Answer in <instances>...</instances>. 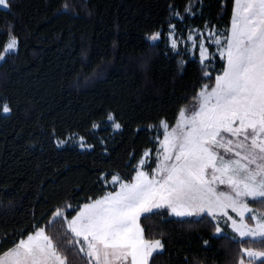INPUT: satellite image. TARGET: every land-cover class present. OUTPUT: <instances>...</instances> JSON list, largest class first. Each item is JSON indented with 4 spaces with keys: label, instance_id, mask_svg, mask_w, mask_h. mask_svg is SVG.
I'll list each match as a JSON object with an SVG mask.
<instances>
[{
    "label": "trees",
    "instance_id": "1",
    "mask_svg": "<svg viewBox=\"0 0 264 264\" xmlns=\"http://www.w3.org/2000/svg\"><path fill=\"white\" fill-rule=\"evenodd\" d=\"M65 2L71 9L61 14ZM192 2L195 15L185 13L190 0H11L10 11L0 8V51L10 30L19 39L18 51L0 62V253L38 224L66 251L68 264H86L68 245L75 238L63 221L48 225L52 210L71 204L70 219L89 197L113 190V174L129 180L144 151H155L160 120L173 125L222 69L217 56L202 66L168 44L169 23L179 34L205 24L229 27L233 0ZM169 5L180 16L170 15ZM156 31L160 39L148 41ZM109 113L121 129L106 125ZM73 134L91 147L57 145ZM153 165L152 156L146 168ZM250 206L264 212L262 204ZM157 211L138 221L145 239L163 244L149 264H238L241 247L264 250L215 235L207 215Z\"/></svg>",
    "mask_w": 264,
    "mask_h": 264
},
{
    "label": "snow or ice",
    "instance_id": "2",
    "mask_svg": "<svg viewBox=\"0 0 264 264\" xmlns=\"http://www.w3.org/2000/svg\"><path fill=\"white\" fill-rule=\"evenodd\" d=\"M195 2L202 5V0ZM11 6V0H0V8L10 11ZM194 7L190 0L185 13L195 15ZM173 8L169 5L170 15L180 16ZM70 9L65 2L61 14ZM214 27L205 24L208 36H200V63L205 66V61L211 63L218 54L222 69L214 84H205L196 92L191 109L180 108L171 129L166 120H160L163 139L157 137L156 166L143 170L149 157L145 151L129 180L113 174V190L95 199L89 197L78 210L72 209L75 215L71 219V204L52 210L48 225L63 221L75 238L68 245L78 248L77 255L86 257V264H149V257L163 249V244L160 239H145L138 221L143 214H159L154 210L161 209L175 217L203 219L206 214L214 222L216 235L223 234L220 217H224L234 242L243 244L248 239L264 244V213L250 207V201L264 205V0H233L230 27L223 32ZM195 31L190 30L188 36L194 47L191 33ZM174 32L175 25L169 23L168 39L175 51ZM160 37L161 32L156 31L147 39L155 42ZM213 45L216 52L209 51ZM18 46L19 39L10 30L0 61L15 54ZM204 77L211 79L208 71ZM2 111L9 113V106L4 104ZM107 120L114 129H121L112 113ZM92 127L99 125L93 123ZM80 141L84 147V138ZM101 179L107 181V175L102 174ZM33 227L26 238L0 253V264H68L66 251L60 250L46 227ZM240 252L238 264H264V250L241 247Z\"/></svg>",
    "mask_w": 264,
    "mask_h": 264
},
{
    "label": "rangeland",
    "instance_id": "3",
    "mask_svg": "<svg viewBox=\"0 0 264 264\" xmlns=\"http://www.w3.org/2000/svg\"><path fill=\"white\" fill-rule=\"evenodd\" d=\"M2 9V8H1ZM209 27V26H208ZM229 27H230V25H229ZM209 28H212V27H209ZM196 30L195 32H192L191 34L193 35V37H194V39H195V47L193 46V42L192 41H188V36H189V34H190V30ZM226 29V28H225ZM225 29H223V30H216L215 28H214V30L215 31H217V32H223ZM201 35H203V36H205V37H207L208 36V29L207 28H203V29H198V28H190V29H188V30H186L185 32H184V34H179L178 32H174V36H175V39L178 41V48L176 49V51H181L182 53H186V54H188L189 56H191V57H197L199 60H200V54H199V43H200V36ZM168 37H169V32H167V34H166V38H167V41H168V44H169V46H170V41H169V39H168ZM205 43H206V45H207V41H205ZM209 51L210 52H216V48H215V46L213 45V46H211L210 48H209ZM219 59H220V57H219V55L217 54L216 55ZM215 56V57H216ZM215 59V58H214ZM214 59L212 60V61H214ZM0 62H2V61H0ZM207 62H209V61H205V63H207ZM215 83V82H214ZM210 90V89H209ZM195 102H191V103H189L187 106H184V107H187L188 109H191L192 108V106H193V104H194ZM116 121V120H115ZM117 122V121H116ZM106 125L107 126H109L113 131H116L117 129H114L113 128V126H112V122H110V121H108L107 119H106ZM173 125H175V123L173 124ZM173 125H171V126H173ZM171 126H170V129H171ZM95 129H97V128H95ZM169 129V130H170ZM159 131H160V136L158 137L159 138V140H162L163 139V129L159 126ZM80 138H81V136H79V135H77V134H73V135H70V136H68V137H66L64 140H57V145L58 146H65V145H67V144H69V145H75V146H77L78 148H80V149H89L90 147V145H88V144H86V142H85V140H84V147H81V141H80ZM159 140L158 139H156V141H157V146H156V149L159 147ZM59 141H64V143L63 144H60L59 143ZM156 149H155V151L154 152H152L151 150H146V151H149V157L148 158H146V164H145V166H144V169L143 170H145V171H150V170H148L146 167H147V165H148V163L150 162V160H151V157L153 156V158H154V165H153V167L152 168H154L155 166H156V156H157V152H156ZM145 152V151H144ZM144 154V153H143ZM142 157H143V155H142ZM140 159H141V157H140ZM139 159V160H140ZM138 160V161H139ZM138 163V162H137ZM137 165V164H136ZM108 185H110L112 188H113V186H112V184H111V179L108 181ZM117 187H118V185H117ZM221 187V190H224V191H227V189L224 187V186H220ZM112 191V190H111ZM251 207V206H250ZM254 209V208H253ZM161 210H164V209H161ZM256 210V209H255ZM155 211V210H154ZM258 213H264V212H261V211H259V210H256ZM228 212H229V214L230 215H232L233 217H235V213H232L231 212V210L229 209L228 210ZM203 216L204 215H206V214H202ZM172 217H175V216H172ZM191 217H199V216H191ZM176 218H183V217H176ZM211 218V217H210ZM71 219V218H70ZM237 219H238V217H237ZM225 220H226V218H224V217H220V226H221V228L223 229V234L222 235H226V234H228V235H234L233 233H232V231H231V229L229 228V227H227V225H226V223H225ZM214 234H215V230H214ZM216 235V234H215ZM162 249H160V250H157L156 252H160ZM156 252H154V253H156ZM244 259H245V261H247V258L246 257H244Z\"/></svg>",
    "mask_w": 264,
    "mask_h": 264
}]
</instances>
